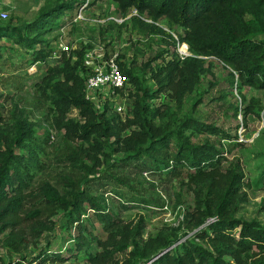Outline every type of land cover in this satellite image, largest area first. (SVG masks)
I'll use <instances>...</instances> for the list:
<instances>
[{"label": "rangeland", "instance_id": "obj_1", "mask_svg": "<svg viewBox=\"0 0 264 264\" xmlns=\"http://www.w3.org/2000/svg\"><path fill=\"white\" fill-rule=\"evenodd\" d=\"M57 1L0 0V24L36 20L43 8ZM78 7L61 16V25L43 33L51 41L53 54L45 61L33 62L32 50L15 36L0 39V140L13 136L19 124L28 125L36 146L18 143L15 153L24 158L32 155L37 161V167L30 169L28 184L20 189H14L17 183L9 185L8 197L0 202V264H149L182 241L202 246L214 255L221 248L224 261L249 264L253 256L235 249L229 240L221 241L207 226L215 215L199 224L192 218L197 200L209 192L208 182L221 184L227 168L235 167L243 171V178L234 195L232 215L255 220L264 227L263 90L240 84L237 72L224 59L204 53L193 54L197 61L187 72L188 79L178 73L170 83L159 86L167 78L165 72L158 73L159 66L177 58L181 62L180 49L192 54L187 42L180 39L182 25L170 15L153 18L149 10L140 12L116 0H88L83 8ZM78 11L82 17L75 19ZM33 33L24 34L30 37ZM79 49L83 57L75 73L82 79L85 96L97 108L104 104L105 116L114 124L115 131L96 134L102 142L100 147L93 137L78 136L67 128L68 118L83 123L88 120L86 115L73 105L63 111L65 105L54 102L60 81H65L57 72L64 61L61 57H69L74 63L80 59ZM93 49L102 58L113 57L124 63L137 80L125 82L114 91L89 94L85 80L91 67L84 62V54ZM230 72L235 74L234 81ZM140 83L158 88L149 103L166 116L170 111L177 115L188 111L196 101L193 114L224 130L223 139L215 133L191 139L197 143L207 136L222 149L223 157L216 168H206L191 177L188 173L194 169L183 160L184 164L173 170L172 144L163 148L167 156L152 151L138 158L128 157L132 151L123 144L137 125H127V119L132 116L130 104ZM67 84L77 86L72 79ZM253 99L259 103V111L250 107ZM226 134L230 138L226 139ZM46 184L68 198L70 192L81 189L88 199L79 207L59 206L46 200ZM92 201L106 217L97 219ZM74 212L81 213L78 222L71 220ZM225 232L237 236L239 228H226ZM121 244L122 249H117ZM189 252L199 261L193 251Z\"/></svg>", "mask_w": 264, "mask_h": 264}, {"label": "trees", "instance_id": "obj_2", "mask_svg": "<svg viewBox=\"0 0 264 264\" xmlns=\"http://www.w3.org/2000/svg\"><path fill=\"white\" fill-rule=\"evenodd\" d=\"M79 1L83 2L84 0H58L55 5L43 8L36 20L18 24H0V39L4 36H15L18 42H25L27 47L32 50L33 62L45 61L52 55V46L50 39L42 36L43 33L56 25H61V16L74 6L78 7L76 4L80 5ZM116 1L123 6L133 5L140 12L149 10L153 18H157L161 14L170 15L175 22L184 27L180 39L187 42L192 54L183 56L180 54L184 58L181 62H177L178 58H175L174 63L159 66L158 73L165 72L164 75H167V78H164L165 82L158 84L159 86L170 83L178 73L184 77L183 79H188L187 72L194 69L192 63L197 61L193 54L204 53L218 55L237 72L240 84L262 89L264 93V0ZM31 30H34V33L30 37L24 34L25 31ZM35 44H38V48H34ZM76 51L80 59L74 63H70L69 57H61L64 61L57 68V72L60 76L61 74L65 76V81L63 83L60 81L61 87L57 88L59 92L54 102L65 105L63 111L73 105L83 115H86L88 120L83 123L68 118L67 128L77 133L78 136L93 137L97 147H100L102 142L96 134L105 135L110 131H115L114 124H111L110 118L105 116L104 104L97 108L85 96L82 79L80 81L75 73V68L81 63L83 53L81 54L80 49ZM118 65L121 66L119 67L123 72L125 71L128 81L137 80V75L133 74L129 68L125 69L124 63L118 62ZM50 70L52 68H49ZM230 74L231 80L234 81L235 74L233 72ZM69 79H72L77 86L68 85ZM177 83L180 88L181 83ZM136 89L137 91L133 95L135 96L134 102L130 104L132 116L128 117L127 125L136 124L137 128L133 129L123 144L125 149L132 151V154H128L129 158H138L143 153L152 151L164 152L167 156L169 153L163 148L172 144L171 148L174 150L173 170L176 166L183 165V160H186L185 162L194 169L193 173L190 171L188 173L191 177L194 174H201V171L206 168L217 167L223 157L222 149L211 142L207 136H203L197 143L191 140L193 136L202 133H215L222 139L225 134L220 127L208 124L193 114L198 102L195 101L188 111L179 115L170 111V116H166V112H162L157 106H151L149 103V99L154 96L157 87L140 83ZM249 105L254 111L260 110L259 103L255 99L250 100ZM156 118L158 119L156 120ZM31 133L32 129L28 125L19 124L13 136L7 135L0 140V202L8 197L9 188L7 187L9 185L17 183L14 189H20L23 184L28 182V178L30 179V169L37 167L36 157L30 155L24 158L15 153V146L18 143L32 144L35 148L36 144L30 139ZM226 137L230 138V135L226 134ZM132 140L134 142H131ZM30 152L32 154L33 150ZM156 162L158 164L160 160ZM148 167L151 166L148 165ZM242 178V170H237L235 167L227 168L221 184L208 182L209 192L197 200L196 214L190 215H193L192 219L195 224L203 222L206 217L215 215L216 219L207 225L215 232V236H218L221 241L225 242L226 239L233 242L235 249L246 251L247 254L253 256L249 264H263L264 253L258 254L264 252V227L255 220H241L232 215L234 195L241 185ZM43 194L47 201L62 207L68 205L71 208L79 207L84 200L88 199L81 189L70 192L68 198L59 195L48 184L44 186ZM91 207L96 209L94 215L97 219L107 216L94 201L91 202ZM72 212L73 210H70V213ZM80 214V212H74L71 220L78 222ZM234 227L239 228L237 236L225 232L226 228ZM122 247L123 244L119 245L117 249H122ZM224 249H227L226 243ZM189 250L194 252L199 261L193 260V255ZM219 250L214 255L202 246L189 245L186 241H182L176 245L173 251L170 249L162 252L149 264H235L224 261Z\"/></svg>", "mask_w": 264, "mask_h": 264}, {"label": "built area", "instance_id": "obj_3", "mask_svg": "<svg viewBox=\"0 0 264 264\" xmlns=\"http://www.w3.org/2000/svg\"><path fill=\"white\" fill-rule=\"evenodd\" d=\"M88 0H84L77 10L84 7ZM3 16L6 13H2ZM82 17L81 11L76 13L75 19ZM65 48V46H62ZM67 47V46H66ZM95 49L84 54V62L91 67V73L85 80L86 91L93 95L98 90L114 91L128 82L127 75L120 69L113 57L102 58L101 53L94 54ZM181 56L189 54L186 49H180ZM53 55V54H52Z\"/></svg>", "mask_w": 264, "mask_h": 264}]
</instances>
